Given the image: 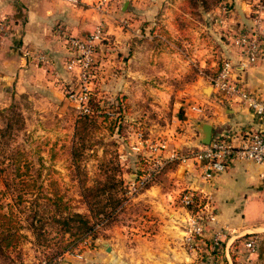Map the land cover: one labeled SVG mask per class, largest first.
<instances>
[{
    "label": "rangeland",
    "instance_id": "374dc122",
    "mask_svg": "<svg viewBox=\"0 0 264 264\" xmlns=\"http://www.w3.org/2000/svg\"><path fill=\"white\" fill-rule=\"evenodd\" d=\"M152 3L159 5L152 15L139 11L138 4ZM106 10L107 20L93 23L85 32L73 31L64 20L57 23V58L48 49H21L23 44L16 42L13 48L23 57L29 52L32 67L24 76L17 71L7 88L0 87V188L10 190L0 204L16 203L11 195L18 192L14 185L34 178L20 179L16 169H29L45 183L51 175L72 210L91 220L93 233L74 251L59 255L51 225L48 243H40L30 230L26 202L18 208L23 210L27 236L17 247L0 248V264H109L97 253L108 256L116 249L110 264L157 261L158 252L148 251L149 244L142 246L137 237L151 241L161 222L138 198L164 182L181 161L169 160L145 189L134 191L132 182L151 168L150 145L180 130L179 109L187 106L195 85L201 86L200 94L211 93L202 87L215 77L226 43L244 34H258L264 42V0H222L209 10L200 0H110ZM5 22L1 18L0 27H6ZM97 26L102 37L85 67L72 39L83 40ZM8 41L0 37V48ZM139 50L143 54L138 73L133 56ZM263 56L261 48L256 64ZM178 205L184 207L181 198ZM249 236L257 240L256 234ZM67 254L78 261H66Z\"/></svg>",
    "mask_w": 264,
    "mask_h": 264
},
{
    "label": "crops",
    "instance_id": "0c3cea01",
    "mask_svg": "<svg viewBox=\"0 0 264 264\" xmlns=\"http://www.w3.org/2000/svg\"><path fill=\"white\" fill-rule=\"evenodd\" d=\"M138 5L140 12L151 15L153 7L158 9L159 6L154 3L148 7ZM106 11L94 7L92 0H79L78 3L65 0H0V19L6 18L7 21L6 27L2 26L3 37L10 42L0 48V87L7 88L13 84L17 71L24 76L32 67L31 57H23L13 48L16 42L23 44L21 49H48L57 58L61 49L54 31L57 23L64 20L73 31L85 32L93 23L106 21ZM164 23H168L169 28L173 27L170 20ZM142 54L139 50L133 56L138 73L142 67ZM225 59L235 65L234 77L237 81L244 83L254 94L264 95V56L259 64L242 66V49L233 40L225 44L222 61ZM201 62L203 65L205 60ZM186 65L188 61L181 64L182 67ZM151 67L156 69V65ZM194 87V95L186 99L187 106L179 109L180 130L169 138L165 156L175 151L190 152L204 146L199 127L202 123L213 126V139L222 137L236 144L242 143L249 133H264V118L244 104L224 99L214 88L206 95L199 93L201 86ZM204 87L206 85L202 90ZM192 100L196 102L192 103ZM190 102L203 106V113L193 110ZM187 191H195L207 199L217 216V221L208 223L204 234L200 236H193L190 211L178 205L181 196ZM138 201L148 204L150 213L161 222L159 232L151 241L136 236L142 246L149 244L148 251L158 252L157 261L153 259L150 264H264V171L257 163L235 159L226 171L211 181L202 178L194 162L180 163L168 171L164 182L152 185L139 196ZM218 231L223 233L219 245L215 243ZM251 234H256L257 238V246L253 251L246 248ZM117 250L114 253L107 252L108 256L97 254L110 264ZM75 258L65 255L66 261H78ZM142 261L138 259L134 263L142 264Z\"/></svg>",
    "mask_w": 264,
    "mask_h": 264
},
{
    "label": "built area",
    "instance_id": "2783aa9c",
    "mask_svg": "<svg viewBox=\"0 0 264 264\" xmlns=\"http://www.w3.org/2000/svg\"><path fill=\"white\" fill-rule=\"evenodd\" d=\"M72 3H78L79 0H65ZM110 0H92V4L102 10H106ZM0 36L2 37V27H0ZM102 28L97 26L86 38L72 39V45L76 47L81 55L82 60H85L83 65L87 67L94 59L95 45L102 37ZM235 44L242 49L244 59L241 65L256 64L259 61L262 48V40L257 35L250 36L249 34L239 35L234 40ZM29 56V52L25 53ZM40 59L45 60L46 56L40 54ZM81 61V60H80ZM235 65L231 60L225 59L221 63V69L217 76L210 78V85L215 89V92L224 99L232 102L244 104L252 110L256 115L264 118V97L258 96L249 91L245 84L239 82L234 77ZM86 77V74L84 73ZM197 112L204 111L201 105L192 107ZM169 147V140H161L151 143L149 160L151 168L148 172L141 176L138 182L133 181L131 189L140 191L147 187L152 179L160 172L169 160L178 159L181 163L194 162L199 170L202 178L206 181H211L221 172L228 169L230 163L235 159L251 160L260 165L264 171V133L255 131L249 133L243 142L240 144L234 143L232 140L217 137L212 139L209 145H204L197 150L190 152L175 151L170 156H165L164 151ZM195 191H187L181 196V201L191 213V230L193 236L204 234L205 226L208 223L217 221V216L214 212L212 204L200 196L199 202L195 204ZM197 207L196 211H192L188 207L193 205ZM223 233L218 231L215 237V243L219 245ZM257 240L250 238L246 242V248L250 251L255 250Z\"/></svg>",
    "mask_w": 264,
    "mask_h": 264
},
{
    "label": "trees",
    "instance_id": "16d2710c",
    "mask_svg": "<svg viewBox=\"0 0 264 264\" xmlns=\"http://www.w3.org/2000/svg\"><path fill=\"white\" fill-rule=\"evenodd\" d=\"M222 0H200L205 10H209ZM219 67L217 74L219 73ZM108 118V117H106ZM84 141V140H83ZM75 164L79 163L78 152L73 148ZM38 176L42 171L38 170ZM25 175H30L31 182L21 180L23 184H15L17 193H13L16 203H8L6 206L0 204V248L9 249L17 247L27 235L23 233L25 225L21 222V205L30 203V230L34 233L40 243L50 242L51 225L55 229L57 247L59 255L65 252H72L81 245L92 233L94 226L91 220L83 213L73 211L70 203L66 200L59 183L51 175L48 182H40L34 174L27 169L23 172L20 168L15 170V176L24 179ZM87 190V188H85ZM85 190V191H86ZM8 189L0 188V199L9 193ZM86 197V196H85ZM200 195L196 194L195 204L199 202ZM190 205L188 208L196 211L197 207Z\"/></svg>",
    "mask_w": 264,
    "mask_h": 264
},
{
    "label": "water",
    "instance_id": "95a60500",
    "mask_svg": "<svg viewBox=\"0 0 264 264\" xmlns=\"http://www.w3.org/2000/svg\"><path fill=\"white\" fill-rule=\"evenodd\" d=\"M127 6V3H126ZM213 87L212 86H206L205 90L209 91ZM201 131H202V143L204 145H209L213 139V126L208 123H202L199 125Z\"/></svg>",
    "mask_w": 264,
    "mask_h": 264
}]
</instances>
